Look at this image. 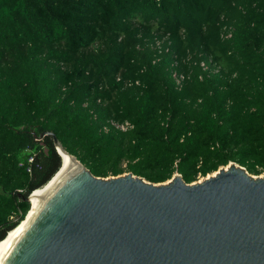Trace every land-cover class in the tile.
<instances>
[{"label": "trees", "instance_id": "trees-1", "mask_svg": "<svg viewBox=\"0 0 264 264\" xmlns=\"http://www.w3.org/2000/svg\"><path fill=\"white\" fill-rule=\"evenodd\" d=\"M33 131L96 176L264 173V0H0V241L62 166Z\"/></svg>", "mask_w": 264, "mask_h": 264}, {"label": "water", "instance_id": "water-1", "mask_svg": "<svg viewBox=\"0 0 264 264\" xmlns=\"http://www.w3.org/2000/svg\"><path fill=\"white\" fill-rule=\"evenodd\" d=\"M33 134L66 151L54 132ZM67 153L76 164L1 264H264V173L231 162L192 183L180 173L156 183L96 176Z\"/></svg>", "mask_w": 264, "mask_h": 264}, {"label": "bare ground", "instance_id": "bare-ground-1", "mask_svg": "<svg viewBox=\"0 0 264 264\" xmlns=\"http://www.w3.org/2000/svg\"><path fill=\"white\" fill-rule=\"evenodd\" d=\"M61 157H62V166L61 171L57 174V176L46 186L37 189L33 192L31 196V210L24 221L19 224L16 228L11 230L7 237L0 242V264L3 262L4 258L8 254L9 250L12 246L16 243L19 235L25 228L27 222H29L33 216L38 212L41 203L45 200V198L50 194L52 190V184L56 181L60 174H63L64 170L72 168L76 164V160L70 156L65 150H60Z\"/></svg>", "mask_w": 264, "mask_h": 264}, {"label": "built area", "instance_id": "built-area-1", "mask_svg": "<svg viewBox=\"0 0 264 264\" xmlns=\"http://www.w3.org/2000/svg\"><path fill=\"white\" fill-rule=\"evenodd\" d=\"M230 36H231V34H228L226 37H230ZM157 47H158L159 49H161V44H160L159 41L157 42ZM201 67L203 68V70H205V71L208 72L207 75H211L212 73H217V72H219V70H220L219 67H214V68L210 67L205 61H202V62H201ZM174 77L176 78V81H177L178 86L181 88V87H182V84H183V80L185 79V76H184L183 74H177V73H175V74H174ZM137 83H138V82H137ZM112 124H113L115 127L120 128V129H122V130H127L129 127L132 126V125H131L130 123H128V122H127V123H124V124H120V123L112 122ZM29 161H30V162H33V161H34V157L31 156V157L29 158ZM27 171H28V172H32V167H31V166H28V167H27Z\"/></svg>", "mask_w": 264, "mask_h": 264}, {"label": "rangeland", "instance_id": "rangeland-1", "mask_svg": "<svg viewBox=\"0 0 264 264\" xmlns=\"http://www.w3.org/2000/svg\"><path fill=\"white\" fill-rule=\"evenodd\" d=\"M202 178H203V177H202V176H200L198 180H200V179H202Z\"/></svg>", "mask_w": 264, "mask_h": 264}]
</instances>
